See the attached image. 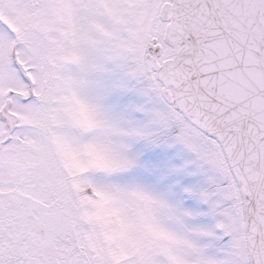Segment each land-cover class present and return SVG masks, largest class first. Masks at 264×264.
<instances>
[{"label": "rangeland", "instance_id": "1", "mask_svg": "<svg viewBox=\"0 0 264 264\" xmlns=\"http://www.w3.org/2000/svg\"><path fill=\"white\" fill-rule=\"evenodd\" d=\"M50 1L51 10L48 0H0L17 31L0 25V110L12 98L21 119L10 141L0 119V190L18 187L39 206L27 211L21 200L5 208L1 264H42L31 244L41 227L52 253L47 264H114L99 232L108 228L112 238V223L122 264H248L241 198L235 186L237 206L215 146L212 152L190 125L175 134L183 142L165 136L173 115L158 104L161 84L145 64L162 0ZM13 41L41 81L40 96L13 64ZM56 60L70 98L48 95L44 79ZM114 106L119 116L110 113ZM51 133L67 147L71 186ZM37 166L50 173L35 180ZM73 182L93 186L82 202ZM40 204L53 208L58 234L39 222Z\"/></svg>", "mask_w": 264, "mask_h": 264}, {"label": "water", "instance_id": "2", "mask_svg": "<svg viewBox=\"0 0 264 264\" xmlns=\"http://www.w3.org/2000/svg\"><path fill=\"white\" fill-rule=\"evenodd\" d=\"M162 17L174 56L151 65L178 108L221 143L242 192L251 264H264V0H172ZM10 105L1 117L12 132Z\"/></svg>", "mask_w": 264, "mask_h": 264}, {"label": "flooded vegetation", "instance_id": "3", "mask_svg": "<svg viewBox=\"0 0 264 264\" xmlns=\"http://www.w3.org/2000/svg\"><path fill=\"white\" fill-rule=\"evenodd\" d=\"M48 1L50 3L49 9L51 10L52 9L51 1L50 0H48ZM167 1L168 0H162L160 2L159 6L162 7V5ZM38 3H39V0H38ZM161 7H160V9H161ZM158 14L160 17L157 16L155 19L153 18L154 22L150 25V29L148 30V33H147V38H146V42H145V48L147 45H149V48L147 49L148 51L146 50L147 51L146 52V62L147 63L149 60L154 59V58H156V60L163 62L165 59H167L173 55V50H172L171 46H169L165 42V39H164V33H165V30L167 27V22L161 18L160 11L158 12ZM1 22H2V24L4 23L3 21H0V25H1ZM3 32L6 34H9V31L5 27L3 28ZM16 44L17 43H15V41H13V47ZM21 46L22 45H20V42H19V45L17 44L19 56L24 62H26V60L24 59V57L22 55L21 49H20ZM57 60L55 62V65H52L50 67L49 78L47 77L44 79L45 85L46 86L48 85V88H49L48 95H50V98H70L68 95V92L66 91V78H62L60 76V72L57 70V67H56ZM148 68H147L148 74H150L151 76L154 77L155 76L154 70H152L151 68H149V69ZM29 72L32 75V80L28 79V82H29V84H31L34 87L35 96H37V95L40 96V94H41V92H40L41 91V81L38 78V76H36L34 71H31L29 69ZM22 75L26 79V74L22 73ZM157 82H158V80H157ZM160 93L162 94L163 98H172L171 94H166L165 89L163 90V84L160 86ZM19 193H21V192H19L18 190H15L12 195L16 196V195H19ZM0 210H1V205H0ZM1 218H3V215L1 216V213H0V219ZM4 232H5L4 224H3V221L1 219V222H0V250L2 247L1 242L3 241V233ZM31 244L33 246H36V247L39 246V249L41 250V252L38 253L37 256L40 260H42V264H47L49 262V260L52 259V257H51L52 253L50 251V248L45 247V245L48 244V240H42L40 238L36 243L32 241ZM53 259L54 260H60L58 254H54Z\"/></svg>", "mask_w": 264, "mask_h": 264}, {"label": "bare ground", "instance_id": "4", "mask_svg": "<svg viewBox=\"0 0 264 264\" xmlns=\"http://www.w3.org/2000/svg\"><path fill=\"white\" fill-rule=\"evenodd\" d=\"M110 113H114L115 115L119 116L118 107H116V106L111 107Z\"/></svg>", "mask_w": 264, "mask_h": 264}]
</instances>
